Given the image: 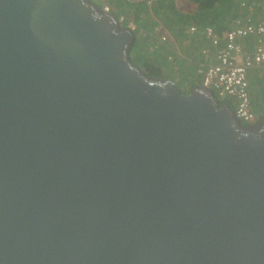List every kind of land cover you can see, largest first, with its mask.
<instances>
[{
	"label": "water",
	"instance_id": "obj_1",
	"mask_svg": "<svg viewBox=\"0 0 264 264\" xmlns=\"http://www.w3.org/2000/svg\"><path fill=\"white\" fill-rule=\"evenodd\" d=\"M135 41L94 0H0V264H264V118Z\"/></svg>",
	"mask_w": 264,
	"mask_h": 264
},
{
	"label": "trees",
	"instance_id": "obj_2",
	"mask_svg": "<svg viewBox=\"0 0 264 264\" xmlns=\"http://www.w3.org/2000/svg\"><path fill=\"white\" fill-rule=\"evenodd\" d=\"M194 1L197 3L198 8L192 12L179 10L174 0H158L153 4H150L147 0L136 3L130 2L129 0L114 1V3L117 2L116 4L113 3L117 11L125 14L129 19L134 20L138 24L135 30L138 27L141 29L140 34L136 36L131 54L134 57V61H137L149 75L157 77L172 76L170 72L172 68L167 61H169L172 55L175 56V52L170 50H173L172 45H170L173 41L167 42V44L161 41L160 34L156 30V26L159 23H162L161 25H164L173 34L174 32L180 35L185 34V37L190 35L189 30L187 31L186 28L191 25H196L201 29L212 27L214 33L211 36H207L203 32L197 34L192 33L193 35H190V42L195 41L200 46L198 47L200 51L207 47L203 54L204 60L207 59V61L212 62L214 61L213 53L217 51L218 54L223 49L227 42L225 34L237 25L238 20L241 23L246 21L261 23V21H264V0ZM144 4L146 7H142ZM150 16L154 21L149 22L146 20ZM250 18L251 20H248ZM146 26H149V28ZM163 45L167 46V49ZM148 53L152 57L147 56L146 54ZM174 60L176 61L177 58ZM191 75L192 71L189 69L188 74L182 76L185 83L192 77ZM201 84V81H197L196 83L192 82L191 84L189 82L182 89L185 92H191L195 86ZM251 96L253 100L252 92ZM256 113L258 119L264 118V114H260L263 112L258 113L256 111Z\"/></svg>",
	"mask_w": 264,
	"mask_h": 264
},
{
	"label": "built area",
	"instance_id": "obj_3",
	"mask_svg": "<svg viewBox=\"0 0 264 264\" xmlns=\"http://www.w3.org/2000/svg\"><path fill=\"white\" fill-rule=\"evenodd\" d=\"M115 0H99L100 5L108 12L115 13L122 23L135 30L137 23L120 13L113 6ZM136 3L145 0H129ZM150 4L158 0H147ZM179 7H188L191 0H177ZM191 5V4H190ZM248 20H251L248 19ZM162 26V25H161ZM158 29L167 30L165 27ZM193 34L204 33L211 36L214 33L212 27L201 29L196 25L190 26ZM226 45L217 54V61L209 64L199 63L197 72L201 76L202 85L210 88L222 101L230 103L235 109L237 116L246 123L258 122V115L253 107L250 92L249 70L264 65V21L252 23L246 21L237 25L225 34ZM257 37L258 44L253 51L246 50L245 40ZM162 42L169 41L168 31L160 32Z\"/></svg>",
	"mask_w": 264,
	"mask_h": 264
},
{
	"label": "crops",
	"instance_id": "obj_4",
	"mask_svg": "<svg viewBox=\"0 0 264 264\" xmlns=\"http://www.w3.org/2000/svg\"><path fill=\"white\" fill-rule=\"evenodd\" d=\"M174 2H175L176 7L179 10L183 11V12H192L194 10V9L191 8V5H190L193 2H195L194 0H191V3L188 4V7L187 8H185V7H179V5L177 3V0H174ZM142 7H146V5L144 4ZM197 8H198V5H197ZM161 24L162 23H159L158 26H156V30H157V32H159V34H160V32L163 33L164 31H168L170 33V38H171L170 41H174L175 44H177V46L173 45V47H172L173 50L172 51L175 52V57L177 58L178 63L180 64V63H183V62H186V63H188V62L192 63L193 62L194 64H192V65H195L196 66V68H195V70H196V76H199V79L196 80V78L191 77L190 79L187 80V83L190 82V84H191L192 82L193 83H196L197 81H201V76L197 72V66H198V64L199 63L209 64V63H212V62H216L217 61V51H215L213 53L214 61L209 62V61H207V59L204 60V55L203 54L205 53V50H206L207 47L200 51L198 49V47H200V46L197 45L195 41H191L190 42V40H191L190 39V35H193L190 32V27L186 28L187 31L189 30V34L190 35H188V36L185 37V34L180 35V34H176L175 32L173 34L168 29L167 30H164V29H161L160 30V29H158L159 26L160 27H163V28L165 27L164 25L161 26ZM177 40H178V42H177ZM258 40L259 39H257V37H252V38H250L248 40H245L246 50L252 52L253 49H254V47H255V45L257 44ZM180 43L183 44V48H180V46H179ZM176 53H178V54H176ZM172 57L173 56H171V58ZM192 65H189V66L192 67ZM255 68L264 69V65L257 66ZM254 75H255V77H258V79H259V75H257V74H254ZM250 87H251V85H250Z\"/></svg>",
	"mask_w": 264,
	"mask_h": 264
},
{
	"label": "rangeland",
	"instance_id": "obj_5",
	"mask_svg": "<svg viewBox=\"0 0 264 264\" xmlns=\"http://www.w3.org/2000/svg\"><path fill=\"white\" fill-rule=\"evenodd\" d=\"M94 1H96L97 3L100 4L99 0H94ZM116 3H114V4H116ZM191 8L194 9V10H196L197 9V3L196 2H193L191 4ZM146 20L149 21V22L150 21H154V19L151 16L148 17V18H146ZM142 22H144V21L142 20ZM123 25H125V26L128 27V25L125 24V23H123ZM146 27L149 28V26H146ZM140 32H141V29H140V27H138L135 30L136 36L138 34H140ZM167 42H170V40L169 41H165L163 43L164 44H167ZM173 44L175 46H177V44H175L174 41L170 45H172V47H173ZM163 46H164L165 49H167V46H165V45H163ZM179 46H180V48H183V44L180 43ZM170 50L172 51V49H170ZM176 54H178V53H176ZM146 55L149 56V57H152V55L150 53H148ZM133 58L134 57L132 56V59ZM175 58L176 57L173 56L172 58L169 59V61H167V63H169L170 66H171V68H172V70L170 72H171V75L173 77L172 76L171 77L174 78L177 81L178 84H180L181 88H183V86H185V85L187 86L189 84V83H185L184 79L182 78V76H185V74H188L189 69H191V71H192V75L191 76L192 77L194 76V78H196V80L199 79V76H196V70H195L196 66L195 65H192V64H194L193 62L192 63H190V62H188V63L183 62V63H180L179 64L177 60L176 61L174 60ZM135 59L137 60V58H135ZM135 62H137V61H135ZM189 65H192V67L189 66ZM254 74L259 75V79H258V77H255ZM249 80H250V85H251V92H252V95H253L254 109L258 113L263 112V113H260V114H264V93H263V91H264V69L251 68L249 70ZM243 122H244V124H247L245 121H243Z\"/></svg>",
	"mask_w": 264,
	"mask_h": 264
},
{
	"label": "flooded vegetation",
	"instance_id": "obj_6",
	"mask_svg": "<svg viewBox=\"0 0 264 264\" xmlns=\"http://www.w3.org/2000/svg\"><path fill=\"white\" fill-rule=\"evenodd\" d=\"M261 119V118H260Z\"/></svg>",
	"mask_w": 264,
	"mask_h": 264
}]
</instances>
